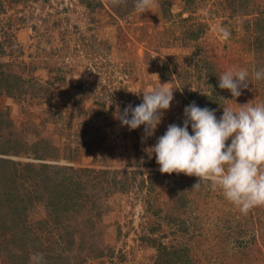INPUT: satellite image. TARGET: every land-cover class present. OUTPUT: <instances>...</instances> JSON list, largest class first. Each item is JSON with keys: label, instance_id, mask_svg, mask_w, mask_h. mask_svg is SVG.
<instances>
[{"label": "rangeland", "instance_id": "374dc122", "mask_svg": "<svg viewBox=\"0 0 264 264\" xmlns=\"http://www.w3.org/2000/svg\"><path fill=\"white\" fill-rule=\"evenodd\" d=\"M93 1L94 8L84 0H0V39L3 33L8 38L0 62L13 63L23 90L16 97L0 95V109L8 112L13 132L29 143L44 137L60 154L72 146L75 161L60 157L53 163L108 169L125 183L123 191L101 195L107 211L94 219L89 238L103 256L84 264H264V206L243 215L219 190L192 188L197 177L162 174L148 150L169 124L183 126L188 88L209 93L213 75L264 68V39L253 24L264 0H251L242 6L245 11L241 0L188 5L186 0H154L143 14L135 11L133 0L118 6ZM162 3L171 10L167 17ZM199 24L202 34L190 39L188 29ZM218 26L230 31L228 40L220 37ZM252 83L235 100L222 89L217 118L222 106L264 101V80ZM157 86L173 88L174 100L154 134L142 141L144 125L129 130L116 113L142 102V94L128 90ZM182 195L188 199L184 205ZM44 216L38 206L30 221ZM0 264H11L1 249Z\"/></svg>", "mask_w": 264, "mask_h": 264}, {"label": "trees", "instance_id": "16d2710c", "mask_svg": "<svg viewBox=\"0 0 264 264\" xmlns=\"http://www.w3.org/2000/svg\"><path fill=\"white\" fill-rule=\"evenodd\" d=\"M250 1L241 0L242 11H245L242 6L247 7ZM84 2L88 7H95L93 0ZM193 2L186 0L187 5ZM166 5L162 3L165 17L171 13ZM2 7L1 3V12L4 10ZM249 11H253V8ZM253 19L256 32L264 39V11L254 12ZM203 29L200 24L196 28H189V38L198 39ZM3 34L4 38L0 39L1 55L7 50V33ZM263 46L261 43L260 47ZM12 65V62H0V95L16 97L23 93L21 78L13 72ZM163 66L168 71L165 61ZM214 72L212 68L209 74ZM64 79V76H54V80ZM212 81L211 90L205 92L206 95L188 88V102L190 104L194 101L201 108L216 109L217 116V103L222 89L218 87L216 75L212 76ZM0 131V154L32 158L15 160L0 156V249L8 261L11 264H32L30 256L39 253L43 255L46 264H84L90 258L103 256L102 248L94 245L89 238L93 235L89 230L94 227V219L107 211L100 202L101 195L109 196L116 191H123L125 183H121L116 175L110 176L108 169L53 163L60 157L75 161L77 155L72 146L60 154L58 146L44 137L35 143L26 142L22 136L13 132L10 116L2 109ZM227 143H230V139ZM180 198L181 205L188 203L186 196ZM38 206L43 207L45 216L30 221L31 213ZM89 210L94 211L89 213ZM83 213L90 215L79 219ZM253 219L251 216L250 226ZM152 239L155 238L147 237L153 246H157L155 242L152 243ZM161 253L165 255V252H160V256Z\"/></svg>", "mask_w": 264, "mask_h": 264}, {"label": "clouds", "instance_id": "9594fccd", "mask_svg": "<svg viewBox=\"0 0 264 264\" xmlns=\"http://www.w3.org/2000/svg\"><path fill=\"white\" fill-rule=\"evenodd\" d=\"M122 2L125 0H110L116 6ZM133 5L136 12L143 14L151 11L154 0H133ZM216 31L225 41L231 36L225 27L218 26ZM260 80H264V68L251 73L243 68L218 73V87L227 89L232 100L241 96L249 83ZM128 91L142 94V102L135 107L129 104L122 112L118 110L116 118L129 130L144 125L143 141L154 134L170 108L174 89L157 86ZM222 107L223 113L217 118L216 109L201 108L193 101L184 108L183 126L169 124L148 150L155 154L162 174L195 176L198 180L192 188L207 185L212 191L219 190L226 201L247 215L264 206V101ZM30 261L46 264L39 253L32 254Z\"/></svg>", "mask_w": 264, "mask_h": 264}]
</instances>
